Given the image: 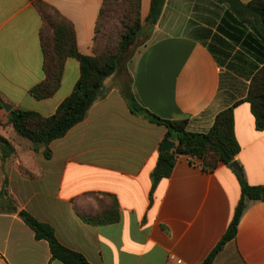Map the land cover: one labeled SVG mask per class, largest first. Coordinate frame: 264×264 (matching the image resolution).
<instances>
[{"label": "crops", "instance_id": "0c3cea01", "mask_svg": "<svg viewBox=\"0 0 264 264\" xmlns=\"http://www.w3.org/2000/svg\"><path fill=\"white\" fill-rule=\"evenodd\" d=\"M75 26L81 53L94 55L103 0H43ZM247 4L254 0H241ZM151 0H142L148 41L125 67L105 81L106 97L63 138L44 148L18 136L2 106L55 114L81 74L69 58L60 90L46 100L30 91L45 79L33 0H0V136L14 147L2 160L0 191L19 210L50 225L59 242L91 264H203L219 247L242 197L234 168L211 172L198 158L181 156L172 175L152 194L154 171L167 129L131 112L121 90L130 79L140 102L168 120L188 118V129L206 133L219 113L234 108L236 161L251 186L264 187V130L249 103L251 81L264 67V42L218 0H165L156 24L146 23ZM126 75L128 80L123 76ZM119 206L116 223L93 225ZM181 261V263L179 262ZM0 264H63L49 243L4 206L0 209ZM212 264H264V198L246 208L234 240Z\"/></svg>", "mask_w": 264, "mask_h": 264}, {"label": "trees", "instance_id": "16d2710c", "mask_svg": "<svg viewBox=\"0 0 264 264\" xmlns=\"http://www.w3.org/2000/svg\"><path fill=\"white\" fill-rule=\"evenodd\" d=\"M218 1L236 13L264 42V0H254L247 4L241 0ZM33 3L43 22L40 37L45 79L32 88L30 94L37 100H46L55 96L61 88L69 58L76 59L80 63L81 70L80 78L72 94L59 105L54 115L45 117L37 112L24 109H13L8 115V125L13 127L15 133L30 141L35 151L44 148L45 155L50 158V144L63 138L74 126L88 117L92 106L106 97L105 81L121 69L124 58L139 39L144 37L142 45H145L148 38L144 33V22L141 16L142 0H103L96 25L95 53L92 56L80 52L75 26L71 20L43 0H33ZM164 4L165 0H151V9L145 20L147 24L157 23ZM112 20H115L119 27L116 35L118 43L115 46L108 45L109 42L104 41L105 38L107 39L108 23ZM121 95L133 114L151 123L166 127L165 139L176 144L171 151L160 150L157 165L152 172L151 197H153L158 183L172 175L177 160L181 156L200 159L203 169L211 172L215 171L220 163L226 165L237 163L239 170L234 169V171L241 184L242 197L220 245L222 247L234 240L247 206L252 201L264 198V187L251 186L245 178L242 167L236 161L241 147L235 135L234 108L231 107L219 113L208 132L195 133L188 129V118L168 120L148 110L134 92L132 79L123 86ZM244 101L251 106L256 129L263 131L264 67L254 75ZM0 126H2V122H0ZM0 146L2 160L6 161L13 155L14 147L8 139L1 136ZM7 183L5 178L3 189L0 191V209L6 206L10 211L19 213L21 219L34 231L35 238L49 243L53 260H58L63 264H91L84 255L63 246L50 225L40 222L24 210H19L7 190ZM119 219V206L116 203L113 211L111 210L90 222L99 226L116 223ZM220 248H217L203 264H212Z\"/></svg>", "mask_w": 264, "mask_h": 264}, {"label": "rangeland", "instance_id": "374dc122", "mask_svg": "<svg viewBox=\"0 0 264 264\" xmlns=\"http://www.w3.org/2000/svg\"><path fill=\"white\" fill-rule=\"evenodd\" d=\"M118 30H119V27H118L117 22L115 20L109 21L108 28L106 30L107 39L105 38V40H104L106 42H109L108 45H112V46L117 45L118 40H116V35L118 33ZM144 33H145V31H144ZM112 37H115V38L113 39ZM143 39H144V37H142L141 39H139L138 43H136V45L129 52V54L126 55V57L124 58V62H123V65H122V69H125V67L131 68V66L133 64L134 57L137 55V53L143 47V45H142V44H144V43H142L143 42ZM123 78L125 80H128V78H127L126 75H124ZM0 122H2V120H0Z\"/></svg>", "mask_w": 264, "mask_h": 264}, {"label": "water", "instance_id": "95a60500", "mask_svg": "<svg viewBox=\"0 0 264 264\" xmlns=\"http://www.w3.org/2000/svg\"><path fill=\"white\" fill-rule=\"evenodd\" d=\"M2 106L7 113H10L13 110L12 106L7 104V103L3 102ZM175 146H176V144L174 142H172L170 140H165L162 144V151L163 152L171 151L175 148ZM230 167L234 168L235 170H239V167H238L236 162L231 163ZM220 247H221V245H219L218 248H220Z\"/></svg>", "mask_w": 264, "mask_h": 264}, {"label": "built area", "instance_id": "2783aa9c", "mask_svg": "<svg viewBox=\"0 0 264 264\" xmlns=\"http://www.w3.org/2000/svg\"><path fill=\"white\" fill-rule=\"evenodd\" d=\"M181 263V261H179Z\"/></svg>", "mask_w": 264, "mask_h": 264}]
</instances>
